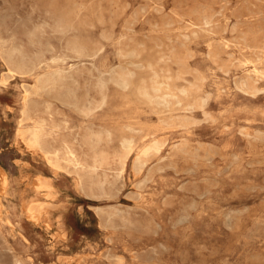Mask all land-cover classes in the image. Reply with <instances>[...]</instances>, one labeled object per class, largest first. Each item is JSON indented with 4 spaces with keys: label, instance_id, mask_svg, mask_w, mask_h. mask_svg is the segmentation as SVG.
Masks as SVG:
<instances>
[{
    "label": "rangeland",
    "instance_id": "374dc122",
    "mask_svg": "<svg viewBox=\"0 0 264 264\" xmlns=\"http://www.w3.org/2000/svg\"><path fill=\"white\" fill-rule=\"evenodd\" d=\"M0 264H264V0H0Z\"/></svg>",
    "mask_w": 264,
    "mask_h": 264
},
{
    "label": "bare ground",
    "instance_id": "6f19581e",
    "mask_svg": "<svg viewBox=\"0 0 264 264\" xmlns=\"http://www.w3.org/2000/svg\"><path fill=\"white\" fill-rule=\"evenodd\" d=\"M252 61V60H251ZM250 63V62H249ZM251 64H253V63H251ZM255 64V63H254ZM254 68V67H253ZM256 68V67H255ZM257 70V69H256ZM252 71V70H251ZM255 75V74H254ZM259 76V75H258ZM261 76V75H260ZM259 76V77H260ZM258 77V78H259ZM123 80V79H122ZM64 82V81H63ZM124 82V81H123ZM166 89V88H165ZM156 90H159V89H156ZM172 91V90H171ZM168 94H170V93H168ZM159 95V94H158ZM68 96V95H67ZM157 100V99H156ZM24 103L26 104L27 103V101H26V98L24 99ZM26 112H27V109H25L24 108V110H23V114L25 115L26 114ZM20 131H24L23 129H19V132ZM36 131V130H35ZM35 134V133H34ZM37 134V133H36ZM21 135H22V139L28 144V146L30 147V149L31 148H34V150L35 149H39V150H41V147H40V145H39V141L37 142L36 141V137H38V136H34L35 138H33V136L32 137H25V135H24V133H21ZM90 137H92V134H90ZM39 138V137H38ZM128 148H130V147H128ZM44 154H45V156H46V158L48 159V161L50 162V163H52V164H54L55 166H58L59 164V162L58 161H56L55 159L53 160L52 158V155L51 154H49L48 152H44ZM58 158V157H57ZM140 160V159H139ZM138 160V161H139ZM137 161V160H136ZM138 163V162H137ZM144 163V162H143ZM137 166V170H139L140 171V169L141 168H143L142 167V164H138V165H136ZM137 172V171H136ZM2 178V177H1ZM38 180H40V183L37 185V187H38V189H43V188H47V187H50V185L49 184H47L45 181H43V179H41V177L38 179ZM7 182V180H5V183ZM39 182V181H38ZM36 186V185H35ZM32 204V203H31ZM34 205V204H33ZM33 205H29L28 206V212L30 213V216L32 217V218H35V219H38L40 216L38 215V213L36 212L37 210H36V208H35V206H36V204H35V206H33ZM38 205V204H37ZM42 208V207H41ZM37 209H38V207H37ZM41 214V213H40ZM31 219V218H30Z\"/></svg>",
    "mask_w": 264,
    "mask_h": 264
},
{
    "label": "crops",
    "instance_id": "0c3cea01",
    "mask_svg": "<svg viewBox=\"0 0 264 264\" xmlns=\"http://www.w3.org/2000/svg\"><path fill=\"white\" fill-rule=\"evenodd\" d=\"M50 154L52 155V153L50 152ZM46 157V156H45ZM47 159V158H46ZM48 160V159H47ZM48 163L53 167V168H55V169H62V168H58V167H55L52 163H50L49 161H48ZM41 179H43V178H41ZM39 182L37 183V185L40 183V180H38ZM43 181H45L47 184H48V182H47V180H45V179H43ZM44 190H46L45 188H44Z\"/></svg>",
    "mask_w": 264,
    "mask_h": 264
}]
</instances>
